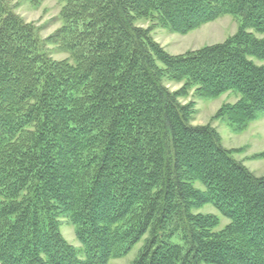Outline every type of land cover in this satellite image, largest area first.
<instances>
[{
    "label": "trees",
    "instance_id": "1",
    "mask_svg": "<svg viewBox=\"0 0 264 264\" xmlns=\"http://www.w3.org/2000/svg\"><path fill=\"white\" fill-rule=\"evenodd\" d=\"M59 1L63 25L42 40L0 0V264H108L145 235L132 264H264V177L179 101L233 92L218 116L239 129L264 115V0ZM227 14L237 34L197 52L152 36ZM210 205L229 224L196 212Z\"/></svg>",
    "mask_w": 264,
    "mask_h": 264
},
{
    "label": "rangeland",
    "instance_id": "2",
    "mask_svg": "<svg viewBox=\"0 0 264 264\" xmlns=\"http://www.w3.org/2000/svg\"><path fill=\"white\" fill-rule=\"evenodd\" d=\"M7 1L18 16L38 29L42 40H47L63 25L60 16L63 4L59 0H42L37 5L25 0ZM136 25L147 29L152 28L154 24L139 20ZM241 26V19L227 14L184 34L172 32L155 24L152 29V36L166 53L171 56H182L226 42L237 34ZM47 48L53 59L57 61L68 58L66 53L58 51L53 45L49 44ZM164 84L172 93H175L182 90L185 82H168L165 79ZM196 92L197 87L193 86L186 91L185 96L179 99L182 105L190 102L194 104L195 114L192 125L212 126L220 135L222 145L235 152L236 160L242 162L257 177H264V115L248 123L244 129L236 128L229 123L227 118L219 117L218 113L225 106L237 103L240 98L239 95L227 92L219 97L209 98L199 97ZM196 187L203 188L199 182L196 183ZM196 212L217 215L221 221L220 228L229 224V220L211 205L196 210ZM61 232L68 243L77 249L81 248L74 226L66 219H62ZM147 237L148 235H145L128 254L111 259L108 264H132L142 252ZM172 241L184 245L182 233L174 236Z\"/></svg>",
    "mask_w": 264,
    "mask_h": 264
}]
</instances>
